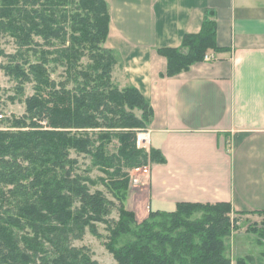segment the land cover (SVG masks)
<instances>
[{
    "label": "trees",
    "instance_id": "1",
    "mask_svg": "<svg viewBox=\"0 0 264 264\" xmlns=\"http://www.w3.org/2000/svg\"><path fill=\"white\" fill-rule=\"evenodd\" d=\"M109 28L106 0H0V38L17 46L12 54L0 49L6 73L34 88L22 117L4 119L0 110V125L8 126L0 127V264H97L87 247L74 245L87 229L99 235L97 223L107 225L105 246L118 264H233L229 203L182 202L139 221L123 198L115 196L116 206L91 192L90 179L77 172L72 151L91 154L96 166L115 168L121 180L112 188L126 190L129 169L165 162L160 149L137 145L154 108L138 88L113 82ZM211 48L216 21L207 10L200 32L185 34L180 47L158 49L167 59L164 75L187 70ZM114 139L116 155L109 151ZM115 207L119 220L110 217Z\"/></svg>",
    "mask_w": 264,
    "mask_h": 264
},
{
    "label": "crops",
    "instance_id": "2",
    "mask_svg": "<svg viewBox=\"0 0 264 264\" xmlns=\"http://www.w3.org/2000/svg\"><path fill=\"white\" fill-rule=\"evenodd\" d=\"M106 2L114 80L138 88L153 106L149 147L165 157L149 164L134 198L136 217L182 202L229 203L234 213L263 215L264 0ZM207 10L217 49L164 75L167 59L158 49L200 32Z\"/></svg>",
    "mask_w": 264,
    "mask_h": 264
},
{
    "label": "rangeland",
    "instance_id": "3",
    "mask_svg": "<svg viewBox=\"0 0 264 264\" xmlns=\"http://www.w3.org/2000/svg\"><path fill=\"white\" fill-rule=\"evenodd\" d=\"M0 49L5 50L4 52L12 54L16 52L17 46L13 39L11 38H0ZM9 63L8 58L5 56H0V104L1 113L4 115V119L8 118H20L25 114L26 111V99L34 93L33 84L25 83L20 84L19 80L7 75L6 67ZM62 69L55 71L53 73V78L60 80V74ZM113 82L123 88V83L120 78L114 80ZM138 115L141 112L137 111ZM46 124V122H44ZM1 128L8 127L3 124L0 125ZM141 129L138 134L145 132ZM137 134V137H138ZM119 143L117 140H113L109 145V151L111 153H118ZM151 148L148 145V149L140 148L146 150L150 153ZM71 158L76 161L74 166L77 168L79 174H83L85 178H89L88 182L91 187V192L99 191L108 199L115 202L116 206L119 205L118 199L115 197H121L124 200V205L129 211L133 210L135 195L143 187L141 182H143V177L140 172L134 169H129L128 174L130 178L129 185L126 190H118L115 186L112 188V182L121 179L113 177L114 167L105 168L96 166L94 159L91 154L78 153L72 151ZM138 178L139 181H135ZM110 185V186H108ZM114 192V193H113ZM116 194V195H115ZM135 212V211H134ZM201 213H195V218L200 217ZM113 220H119L118 209L115 207L110 216ZM232 217V237L227 241V255L232 258L233 264H238V258H246L248 264H264V238L261 239L259 234H264V214L259 216H251L247 213H231ZM138 219V218H137ZM142 221L143 219H138ZM96 229L99 235H95L88 229L82 239L74 241V245L78 247H87L93 255V260L97 264H118L106 249V242H109L110 232L107 230V225L104 223H97ZM122 245L126 238L120 237L116 239Z\"/></svg>",
    "mask_w": 264,
    "mask_h": 264
},
{
    "label": "built area",
    "instance_id": "4",
    "mask_svg": "<svg viewBox=\"0 0 264 264\" xmlns=\"http://www.w3.org/2000/svg\"><path fill=\"white\" fill-rule=\"evenodd\" d=\"M206 58H210L209 56H206ZM3 117V115H0V118ZM145 132H141L138 134L137 137V145L139 148H145L148 149V145L150 142V131L148 130H142ZM150 150V149H148ZM135 170H137L138 172H140V174L142 176H148L150 174V169H149V165L144 166V167H140V168H135ZM135 181H139L138 178L135 179Z\"/></svg>",
    "mask_w": 264,
    "mask_h": 264
}]
</instances>
